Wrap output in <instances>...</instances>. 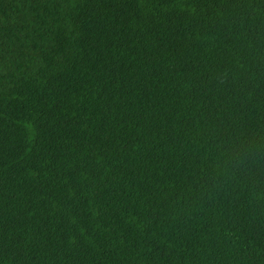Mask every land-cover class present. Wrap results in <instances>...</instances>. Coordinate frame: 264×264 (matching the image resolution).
<instances>
[{"label": "trees", "instance_id": "16d2710c", "mask_svg": "<svg viewBox=\"0 0 264 264\" xmlns=\"http://www.w3.org/2000/svg\"><path fill=\"white\" fill-rule=\"evenodd\" d=\"M0 264H264V0H0Z\"/></svg>", "mask_w": 264, "mask_h": 264}]
</instances>
